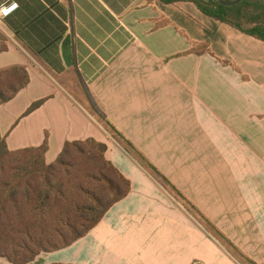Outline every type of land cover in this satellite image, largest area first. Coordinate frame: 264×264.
<instances>
[{
  "label": "crops",
  "instance_id": "crops-1",
  "mask_svg": "<svg viewBox=\"0 0 264 264\" xmlns=\"http://www.w3.org/2000/svg\"><path fill=\"white\" fill-rule=\"evenodd\" d=\"M13 1L0 18V70L24 67L29 83L0 106V141L9 151L46 143L52 164L67 142L93 139L130 183L85 237L29 264H241L100 115L264 264V43L188 1Z\"/></svg>",
  "mask_w": 264,
  "mask_h": 264
},
{
  "label": "trees",
  "instance_id": "trees-1",
  "mask_svg": "<svg viewBox=\"0 0 264 264\" xmlns=\"http://www.w3.org/2000/svg\"><path fill=\"white\" fill-rule=\"evenodd\" d=\"M148 1L165 5L191 2L203 15L264 43V0H245L230 7L217 0ZM5 51L0 35V53ZM28 83L24 67L1 69L0 106L11 101ZM36 107L37 104L30 110ZM99 118L107 133L141 167L152 172L241 264H254L239 253L112 124L101 115ZM46 150L44 143L39 148L9 151L5 142L0 141V259L10 264H29L42 253L71 246L85 237L130 191L129 181L105 158V144L93 139L67 142L52 164L45 162Z\"/></svg>",
  "mask_w": 264,
  "mask_h": 264
},
{
  "label": "built area",
  "instance_id": "built-area-1",
  "mask_svg": "<svg viewBox=\"0 0 264 264\" xmlns=\"http://www.w3.org/2000/svg\"><path fill=\"white\" fill-rule=\"evenodd\" d=\"M18 8L17 3L13 0L7 1L0 6V18H6L14 13Z\"/></svg>",
  "mask_w": 264,
  "mask_h": 264
},
{
  "label": "water",
  "instance_id": "water-1",
  "mask_svg": "<svg viewBox=\"0 0 264 264\" xmlns=\"http://www.w3.org/2000/svg\"><path fill=\"white\" fill-rule=\"evenodd\" d=\"M245 0H217V2H219V4L223 5V6H227V7H230V6H234L238 3H241Z\"/></svg>",
  "mask_w": 264,
  "mask_h": 264
},
{
  "label": "rangeland",
  "instance_id": "rangeland-1",
  "mask_svg": "<svg viewBox=\"0 0 264 264\" xmlns=\"http://www.w3.org/2000/svg\"><path fill=\"white\" fill-rule=\"evenodd\" d=\"M147 171V170H146ZM151 175H152V177L155 179V180H157L163 187H164V185H163V183L152 173V172H150V171H148ZM165 188V187H164ZM166 190H168L167 188H165ZM169 191V190H168ZM80 223H82L81 221H80Z\"/></svg>",
  "mask_w": 264,
  "mask_h": 264
}]
</instances>
